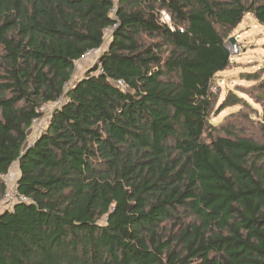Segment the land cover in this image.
<instances>
[{"label":"trees","instance_id":"16d2710c","mask_svg":"<svg viewBox=\"0 0 264 264\" xmlns=\"http://www.w3.org/2000/svg\"><path fill=\"white\" fill-rule=\"evenodd\" d=\"M245 15L264 0H0V176L26 198L0 264H264V143L209 122Z\"/></svg>","mask_w":264,"mask_h":264},{"label":"rangeland","instance_id":"374dc122","mask_svg":"<svg viewBox=\"0 0 264 264\" xmlns=\"http://www.w3.org/2000/svg\"><path fill=\"white\" fill-rule=\"evenodd\" d=\"M159 20L169 24V17L160 13ZM170 25V24H169ZM234 39V42H231ZM229 48L236 44L239 52L231 55L229 66L215 75L211 92L214 103L209 118L212 137L245 138L256 143H264V26L245 15L240 25L226 36ZM106 46V42L102 49ZM94 59L89 58L76 63L73 81L85 73ZM236 96L241 99L237 105L226 107L220 111L225 99ZM55 103H47L39 109L42 117L33 123L28 135L32 138L46 122ZM14 182L18 175L14 164L9 172ZM166 230L176 232L174 221L167 224ZM197 264V263H195Z\"/></svg>","mask_w":264,"mask_h":264},{"label":"built area","instance_id":"2783aa9c","mask_svg":"<svg viewBox=\"0 0 264 264\" xmlns=\"http://www.w3.org/2000/svg\"><path fill=\"white\" fill-rule=\"evenodd\" d=\"M111 12H113V10H111ZM109 33V29H105L104 30V34L105 36ZM230 53L232 54H236L239 52V48L237 47L236 44L231 45L229 47ZM98 54V51H91V52H87L84 57L83 60L89 59V58H93L95 60L96 56ZM115 85L117 87H122L123 84L121 81H117L115 82ZM68 84L65 85V87H67ZM10 172V171H9ZM9 172L4 175V176H0V179L2 181V184L5 186V193L3 194L1 200H0V210L1 209H11L14 207V205L18 202H25L26 198L19 194L18 191L15 188V181L12 182L11 181V177L9 175Z\"/></svg>","mask_w":264,"mask_h":264},{"label":"water","instance_id":"95a60500","mask_svg":"<svg viewBox=\"0 0 264 264\" xmlns=\"http://www.w3.org/2000/svg\"><path fill=\"white\" fill-rule=\"evenodd\" d=\"M235 40L234 39H231V42H234Z\"/></svg>","mask_w":264,"mask_h":264}]
</instances>
